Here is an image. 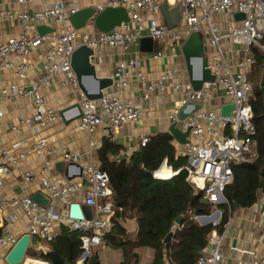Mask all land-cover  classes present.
<instances>
[{"label": "built area", "instance_id": "1", "mask_svg": "<svg viewBox=\"0 0 264 264\" xmlns=\"http://www.w3.org/2000/svg\"><path fill=\"white\" fill-rule=\"evenodd\" d=\"M15 1L26 4L36 0ZM163 2L164 0H102L94 7L96 13L107 7L120 6L129 11L128 22H123L107 32L95 30L92 19L82 29L72 26L69 16L79 10L77 1L67 3L66 0H52L43 9L30 14L25 11L14 13L0 10V19L17 20L23 26V32L18 36L6 41L0 40L1 66L14 68L16 80L27 78L29 68L25 57L43 42L50 44L37 80L31 81L29 87L14 81L2 88L0 117L3 115L4 99L31 98L32 118L20 120L19 124L39 135L45 126L54 123L58 117L56 110L45 106V100L39 93V85L48 84L55 75H62L64 76L62 84L79 94L77 105L80 113L78 111L76 113L79 114L78 129L91 136L101 127L103 134L108 136L111 131L129 122H136L142 117V110L138 104L119 96V91L126 86L125 69L127 66H137V59L121 61L117 65L112 84L102 91L100 98L88 99L81 93L71 68V57L75 49L81 45L93 50L100 47L127 49L144 36L154 41L164 40L169 48H173L180 44L183 35L187 37L191 32L207 34L206 46L208 50L211 49L210 59L207 61L208 68L215 78L213 82H204L201 88L193 90L189 83L182 85L176 81V71L171 69L161 73L156 80L147 85V90L164 92L170 89L180 92V98L175 102L168 118L182 131H188L187 142L179 144V154L187 159V164L181 168L187 172V180L202 194L203 200L215 208L225 203L223 190L233 181L232 167L239 163L250 162L255 157L252 147L255 146L256 126L250 102L253 85L248 80V73L255 62L251 49L255 47L264 52V0H181L180 9L185 26L183 31L168 28L158 19ZM147 12L150 15L148 18L145 15ZM235 13L244 14V18L235 21L234 24L227 23L222 28L214 22V17L218 14H227L233 19ZM40 24L50 27L59 26L60 29L43 36L32 34L31 28ZM224 42L241 46L242 57L236 63L238 69L236 73L231 71L224 58L221 47ZM15 59L17 62L14 61ZM138 76L144 81L140 73ZM217 89H221L228 98V103L233 104L228 116L220 114V108L225 103L220 104L216 109L201 108V104L213 98V91ZM193 104L200 107L191 112L194 108ZM183 108L185 112H189V115L180 120L179 111ZM13 130L16 133L20 132L18 127H13ZM148 140V137L142 138L139 147H143ZM45 143L46 138L40 136L32 145L39 156ZM23 144V141L16 142L13 148ZM89 145L93 147L94 142L90 140ZM26 156L24 151L10 154L5 148L0 147V186L3 184V176L13 167H18ZM76 160V156L69 154L64 156V161L68 164ZM49 165V162H45L39 172L42 188L40 192L49 198L46 206L33 201L28 194L2 200L0 205H8L13 209L8 216L9 223L16 222L18 218L16 210H20L26 218L25 233L29 234L30 239L25 257L35 250L47 253V244L56 236L54 226L60 223L70 230L81 232L79 239L82 253L76 262L83 264L91 256L92 250L103 243L102 236L112 226L110 218L114 211L108 174L95 162L90 161L81 168L78 176L81 182L87 184L83 187L81 183L72 181L64 183L62 178H52L48 175ZM162 166L168 167L166 159L152 172L154 179L164 180L157 174ZM168 168L171 171L168 178L179 171ZM32 180L33 174L30 171L24 172L23 188H26ZM80 190H82L83 204L92 208L91 219H72L68 213L62 215L57 211L52 203L54 200L68 208ZM192 218L199 225L210 224L213 227L207 235L206 252L196 264H222L221 245L227 225L223 223V211L215 208L211 214H196ZM18 238L19 236L0 228V264H7L4 260L5 255ZM247 255L249 258L239 264H262L253 257L252 252H247Z\"/></svg>", "mask_w": 264, "mask_h": 264}, {"label": "crops", "instance_id": "2", "mask_svg": "<svg viewBox=\"0 0 264 264\" xmlns=\"http://www.w3.org/2000/svg\"><path fill=\"white\" fill-rule=\"evenodd\" d=\"M52 0H36L32 3L19 4L15 0H0V10L11 11L14 13L25 11L32 13L46 7ZM67 3L77 1L79 9L87 7H95L102 0H66ZM181 0H164L168 9L171 12V20L175 24L173 29L183 31L185 29L182 14L180 9ZM128 15L129 11L127 10ZM148 18L149 13H145ZM158 19L165 23L163 14L158 16ZM235 19H231L227 14H218L214 17V22L219 27H224L227 23L234 24ZM166 24V23H165ZM34 26L31 28V33H36ZM56 30L59 26L54 27ZM96 30V28H95ZM23 32V26L17 20H9L6 18L0 19V40L6 41L9 38L16 37ZM203 34V45L207 60L210 59L211 49L206 46L207 34ZM147 37V36H144ZM143 37V38H144ZM141 38V39H143ZM140 40L132 43L127 49L121 47H100L94 50V55L91 58V63L95 68L97 78H111L114 80L117 65L121 61H127L130 58L137 59V66H127L125 71V88L119 91V96L122 99H129L138 104L142 110V117L136 122H129L124 126L111 131L108 136L102 132L99 127L93 135L78 129L76 116L79 94L74 92L67 85H63L64 76L55 75L51 78L48 84L39 85V93L45 100V106L57 111V120L45 126L39 133L34 132L24 125L19 124L20 120H29L32 118V99L31 98H11L4 99L2 102L3 115L0 117V147L5 148L8 153L16 154L18 151L26 152L27 156L21 161L18 167H13L9 173L3 176V184L0 186V201L10 200L12 198L28 194L33 195L41 191L39 172L49 162L48 175L62 178L64 183L72 181L81 183L83 187L87 184L81 182L78 178V167L86 166L90 161L95 162L100 166L98 159L99 150L101 149L104 140L112 143L116 149L113 156L115 159H128L140 147L139 143L144 137H153L159 133H169L168 128L172 122L168 118L175 106V102L180 98V92L167 89L164 92L157 90L149 92L147 85L156 80L158 76L167 71H176V81L184 85L188 82V75L185 67V62L181 52V45L186 39L183 35L178 46L169 48L164 40L153 41L150 51H143L140 46ZM224 58L229 64L231 71L236 72V63L242 57L241 46L233 45L229 42H224L222 45ZM50 48L48 42H43L34 51L25 57L28 65L27 78L23 80L15 79L14 68H3L0 63V96L2 88L12 82H17L20 85L29 87L30 82L37 80L41 74L42 64L45 62V54ZM253 55V54H252ZM17 62V60H14ZM144 77L141 81L138 74ZM83 86L88 92H95L97 83L91 77L83 79ZM228 98L224 95L221 89L213 91V98L201 104L202 109H216L220 104H227ZM13 127L20 129L19 133L13 130ZM176 127H178L176 125ZM46 138L45 145L41 148V156L32 148L34 141L38 137ZM90 140L94 142L93 147L89 145ZM23 141L24 144L18 148H13L16 142ZM176 154H179L180 146L172 139ZM65 154L76 156L77 160L68 165L64 161ZM167 163V161H166ZM57 164L67 166L68 179L63 172L56 169ZM162 164V163H161ZM170 167L169 165H167ZM171 168V167H170ZM168 169V168H167ZM169 170V169H168ZM172 171H174L171 168ZM30 171L33 174V180L26 188L22 186V174ZM262 183V182H261ZM74 202L83 204L82 190L74 197ZM53 205L62 215L68 213V208L61 202L54 200ZM1 217L3 225L0 227L8 233H13L16 236H21L26 232V218L20 210H16L18 216L16 222L9 223L8 216L13 209L8 205L1 206ZM223 223H227L225 227V236L221 245V262L222 264H239L249 258L247 252H252L253 257L264 264V193L260 190L256 193L254 201L247 206H233L228 208L227 218ZM122 227L125 229L127 236L133 239L137 233L136 219L126 218L121 221ZM60 223L55 224L54 232L59 234ZM49 251V244L46 246ZM207 247L203 250L206 252ZM46 250V249H45ZM8 253V252H7ZM46 254L39 251H31L25 257L23 264L27 261L35 264H45L46 262L39 258V254ZM92 255L97 256L98 264H122L123 255L119 248L106 245L104 242L92 250ZM139 257L138 264H150L153 252L149 248H139L135 250ZM75 260L74 264H79Z\"/></svg>", "mask_w": 264, "mask_h": 264}, {"label": "trees", "instance_id": "3", "mask_svg": "<svg viewBox=\"0 0 264 264\" xmlns=\"http://www.w3.org/2000/svg\"><path fill=\"white\" fill-rule=\"evenodd\" d=\"M254 65L264 72V54L252 48ZM253 120L256 126L255 157L250 162L236 164L233 181L223 190L225 210L234 203L250 205L264 180V98L259 88L253 86ZM115 147L104 140L99 150V168L109 177L112 191L113 214L111 229L102 236L103 242L122 251V264H138L136 249L149 248L153 252L150 264H196L207 246V235L212 230L210 224L199 225L192 216L209 214L213 208L206 203L202 194L187 180V172L182 169L187 159L176 154L169 133H159L128 159H115ZM166 159L174 171L168 179L152 177ZM181 223H174L178 216ZM135 218L137 233L130 239L121 221ZM81 232L61 226L60 232L48 244L49 251L38 256L47 264H74L81 255ZM83 264H98L97 256L91 255Z\"/></svg>", "mask_w": 264, "mask_h": 264}, {"label": "water", "instance_id": "4", "mask_svg": "<svg viewBox=\"0 0 264 264\" xmlns=\"http://www.w3.org/2000/svg\"><path fill=\"white\" fill-rule=\"evenodd\" d=\"M161 13L165 19V23L168 28H174L175 24L171 20V12L168 9L166 3H162L160 7ZM236 21L244 18V14L235 13L233 15ZM92 19L94 27L103 32L112 30L114 27L121 25L123 22L129 21V15L125 7H107L102 11L96 13L95 8L87 7L77 10L75 13L69 16V20L72 26L76 29H82L86 23ZM36 33L39 36H43L47 33L55 31L54 27L47 25H37L35 27ZM203 34L200 32H191L184 42L181 45V52L185 62V67L188 75V82L191 85L193 90L201 88V85L204 82H213L214 75H212L210 69L208 68V61L206 53L204 51L203 45ZM153 41L150 37H144L140 41V46L143 51H150L152 49ZM94 55V50L81 45L75 49L71 57V68L75 73V76L78 81V87L81 93L88 99H98L100 98L102 91L108 88L112 84L111 78H97L95 74V68L91 63V58ZM85 77H91L96 83L97 88L95 92H88L83 86V79ZM259 89L262 93V98H264V74L261 75L259 81ZM192 105V104H190ZM194 108L191 112L198 109L200 106L193 104ZM77 108L78 113H80L79 106H74ZM233 109L232 103H227L221 106L220 114L221 116H228L230 111ZM189 115V112H185V108L179 111V119L182 120ZM79 114L74 116L78 118ZM168 132L172 139H174L178 144H184L187 142L186 137L188 136V131H182L180 128L176 127L174 124H171L168 128ZM68 165H73L72 163ZM67 165V166H68ZM67 166L63 164H57L56 169L59 172H63L64 175L71 179L72 176H68ZM80 175L81 168L78 167ZM261 192L264 193V180L261 183ZM32 200L37 202L42 206H46L49 203V198L46 197L41 192H37L31 196ZM234 206H237L234 203ZM68 216L72 219L82 220L91 219L92 217V208L89 205L81 204L79 202H72L68 207ZM182 216H178L174 223L179 225L181 223ZM3 225L1 217V208H0V227ZM29 234L24 233L21 235L15 244L10 248L8 253L5 255V262L7 264H22L26 255V251L29 244Z\"/></svg>", "mask_w": 264, "mask_h": 264}, {"label": "rangeland", "instance_id": "5", "mask_svg": "<svg viewBox=\"0 0 264 264\" xmlns=\"http://www.w3.org/2000/svg\"><path fill=\"white\" fill-rule=\"evenodd\" d=\"M254 48V47H253ZM262 54H264V52L261 51ZM236 73V72H235ZM234 73V74H235ZM264 74V72L260 71L258 69V67L256 65H253L250 69V72L248 73V80L249 82H251V84L255 87V88H259V81H260V78H261V75ZM253 97V95H252ZM251 104H252V98H251ZM252 151L254 152L255 151V146L252 147ZM186 164H187V161H186ZM215 208H218L220 210H225V206L224 204H219L217 205ZM215 208H212L211 209V213H213V211L215 210ZM93 253L91 252V255ZM27 258H30V255H27Z\"/></svg>", "mask_w": 264, "mask_h": 264}, {"label": "bare ground", "instance_id": "6", "mask_svg": "<svg viewBox=\"0 0 264 264\" xmlns=\"http://www.w3.org/2000/svg\"><path fill=\"white\" fill-rule=\"evenodd\" d=\"M168 167L162 166V168L157 173L161 178L165 179L168 178L171 175L170 169H167ZM26 264H35L34 262L27 261Z\"/></svg>", "mask_w": 264, "mask_h": 264}]
</instances>
